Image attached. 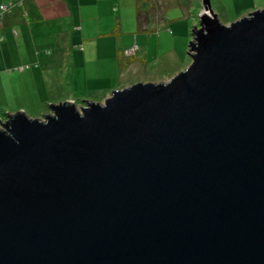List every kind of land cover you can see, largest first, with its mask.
<instances>
[{
    "label": "water",
    "instance_id": "water-1",
    "mask_svg": "<svg viewBox=\"0 0 264 264\" xmlns=\"http://www.w3.org/2000/svg\"><path fill=\"white\" fill-rule=\"evenodd\" d=\"M203 6L173 78L0 122V264H264V9Z\"/></svg>",
    "mask_w": 264,
    "mask_h": 264
},
{
    "label": "crops",
    "instance_id": "crops-1",
    "mask_svg": "<svg viewBox=\"0 0 264 264\" xmlns=\"http://www.w3.org/2000/svg\"><path fill=\"white\" fill-rule=\"evenodd\" d=\"M216 1L212 9L225 25L264 9V0ZM7 4L13 7L0 21V98L7 109L20 98L40 111L70 95L119 90L157 61L175 65L177 39L191 37L192 13L180 0H0V11ZM135 45L138 53L126 56Z\"/></svg>",
    "mask_w": 264,
    "mask_h": 264
},
{
    "label": "rangeland",
    "instance_id": "rangeland-1",
    "mask_svg": "<svg viewBox=\"0 0 264 264\" xmlns=\"http://www.w3.org/2000/svg\"><path fill=\"white\" fill-rule=\"evenodd\" d=\"M210 1H212V3H215L216 6L218 5V2L216 0H210ZM192 12L193 13L190 14V16H189L190 21H191L190 22L191 25H190V29H189V33H190V36H191L190 39L187 41V43H183V40H181V42H180L179 39H177V43H176L177 44V51L180 54L179 61L175 65H174V63H171L170 65L165 64L163 66H161V63L169 61L168 58H166L164 61H161V62L157 61L158 64L156 66L150 67V70H148L147 73H140V74L136 75L135 77H133V79H140L141 78V80H145V79L160 80V75L169 76V77L173 78L174 76H176L180 72L184 71L185 69H187L191 65L192 59H191L190 55L188 54L189 43L193 40L192 31H193L195 25H196V27L198 29L201 28L199 26V19H200V16L202 15V13L204 12L203 0H198V4L195 5V8L193 9ZM226 20L227 19H223V21H226ZM220 21L223 23L222 20H220ZM29 34L32 37L31 31L29 32ZM44 34H48V31L45 30ZM131 49L132 48H130V49L125 51L126 56H135L138 53V51H139V50H136L134 52V54L133 53L130 54V53H128V51L131 50ZM172 65H174V66H172ZM129 83H130V80H128V82L125 83V85H128ZM116 90H118V89H116ZM85 91L88 92L87 90H85ZM78 92L81 93V91H78ZM112 92H113L112 90L108 91V93H112ZM0 94L3 96V93L0 92ZM107 94L100 93L99 95H95V96H108ZM1 95H0V97H1ZM69 95H70V91H69V94L68 93L66 94V93L63 92V96L64 97L65 96H69ZM70 96H72L74 99H90V100H94V95L87 94V93H86V95H80V94H76L75 95L74 94V95H70ZM1 103H3V100L0 98V122H5L6 121V116L8 114L17 113V109L18 108H23V106H28V103L23 98H20L19 100L12 101L10 104H14V105L11 106L9 109H7ZM51 104H53V103H48L47 102L45 104V106L40 111H34L33 109H31V111L33 113H38V114H49V110H50V105ZM18 110L23 112V109H18Z\"/></svg>",
    "mask_w": 264,
    "mask_h": 264
},
{
    "label": "trees",
    "instance_id": "trees-1",
    "mask_svg": "<svg viewBox=\"0 0 264 264\" xmlns=\"http://www.w3.org/2000/svg\"><path fill=\"white\" fill-rule=\"evenodd\" d=\"M181 6L186 10V11H191V13H193V9L195 8V5L198 4V0H180ZM9 5V4H7ZM2 7V6H1ZM13 7V5L11 4V7L8 9V11H6L5 13H2V10L0 11V16H3V18L7 15V13H9V11L11 10V8ZM1 20H3L2 18H0ZM0 20V21H1ZM123 64V63H122Z\"/></svg>",
    "mask_w": 264,
    "mask_h": 264
},
{
    "label": "built area",
    "instance_id": "built-area-1",
    "mask_svg": "<svg viewBox=\"0 0 264 264\" xmlns=\"http://www.w3.org/2000/svg\"><path fill=\"white\" fill-rule=\"evenodd\" d=\"M11 7V4H9V5H3L2 7H1V10H2V13H5L6 11H8V9ZM0 18H2L3 19V16H0ZM1 20V19H0ZM136 50H138V46H134L131 50H129L128 51V53H130V54H134V52L136 51Z\"/></svg>",
    "mask_w": 264,
    "mask_h": 264
}]
</instances>
